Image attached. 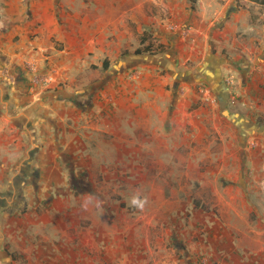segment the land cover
Wrapping results in <instances>:
<instances>
[{
    "label": "crops",
    "instance_id": "crops-1",
    "mask_svg": "<svg viewBox=\"0 0 264 264\" xmlns=\"http://www.w3.org/2000/svg\"><path fill=\"white\" fill-rule=\"evenodd\" d=\"M74 1L0 0V49L17 35L24 43L32 39L34 46L28 53L31 60L22 53L12 57L0 51V165L5 172H19L22 163L39 171L36 184L24 187L27 211L0 213V264H134L143 249L135 240L142 229L135 228L128 207L121 203L135 201L144 211L147 205V217L151 204L181 205V196L176 195L181 191L175 188L171 198L176 200L166 198L165 188L172 186L165 173L182 166L177 158L183 156V149L194 158L199 152L192 145L198 140L199 122L183 109L191 104L182 100L190 90L187 87L211 86L221 113L237 131L240 151L246 138L258 135L256 130L263 127L231 109L222 59L209 66L208 58L195 70L181 71L178 59L163 53L151 56L149 62L137 61L136 55L134 61L121 60L93 90L74 89L76 84L71 83L34 94V86L48 85L51 79L32 72L29 61L37 58L40 66L47 65L44 69L61 67L65 80H75V57L96 41L91 26L100 30L102 25L83 15L85 3L76 7ZM74 17L73 27L70 18ZM53 37L77 43L73 55L65 50L61 65L55 53L45 55L48 48L35 47L52 42ZM170 78L174 91L167 88ZM184 121L189 127L183 126ZM223 169L224 165L217 166L212 172ZM192 170L189 165L185 171L189 178ZM240 180L238 189L245 193ZM230 183L236 186L235 179ZM236 232L230 224L223 225L219 249L223 262L237 259Z\"/></svg>",
    "mask_w": 264,
    "mask_h": 264
},
{
    "label": "rangeland",
    "instance_id": "rangeland-1",
    "mask_svg": "<svg viewBox=\"0 0 264 264\" xmlns=\"http://www.w3.org/2000/svg\"><path fill=\"white\" fill-rule=\"evenodd\" d=\"M74 3L76 7L85 3L83 15L102 25L101 31L91 26L96 31V41L87 43V50L75 57L78 67L75 80H65L61 67L44 69L47 65L40 66L37 58L29 61L27 65L32 72L49 75L51 79L48 85L45 82L34 86V94L39 96L71 83L76 84L74 89L93 90L110 69L119 67L121 60L136 55L163 53L169 59H178L177 70L181 71L195 70L208 58L209 66L222 59L231 109L263 126L256 130L258 135L246 138L245 148L240 151L237 131L221 113L211 86L187 87L190 90L182 100H190L191 104L183 109L199 122L198 140L192 144L199 152L194 158L185 155L183 149V156L177 158L182 160V166L163 177L172 186L165 188L166 198L176 200L171 198L175 188L181 191L176 194L181 196V205L151 204L147 217V205L144 211L140 204L121 203V207H128L135 228L142 229L135 240L143 249L135 255L134 264H264V135L259 136L260 131L264 134V3L255 0H75ZM70 19L73 21L70 24L76 26V18ZM31 40L24 43L17 35L10 43H3L0 51L12 57L22 53L31 60L33 57L28 55L34 47ZM40 46L49 49L45 55L55 53L60 65L67 56L65 50L70 51V56L77 50V43L67 44L57 37L35 47ZM145 47H150L152 53H136L138 48L145 51ZM106 58L110 60L107 71L102 68ZM170 66L173 67L172 63ZM162 74L167 76L164 71ZM169 81L167 88L174 91L173 80ZM32 86L31 83L29 87ZM186 124L184 121L183 126ZM223 152L227 153L225 158L221 156ZM213 153L216 155L210 156ZM189 165L193 169L192 178L185 172ZM221 165L222 171L212 172ZM19 172H5L0 165V189L12 187L8 188V206L0 208V213L27 211V203L23 204L25 191L19 190L15 182ZM241 178L245 193L238 189ZM231 179H235V187ZM179 183L183 189L177 187ZM228 224L236 228L234 238L239 245L235 252L237 259L228 257L223 262L224 255L219 250L223 243L221 230Z\"/></svg>",
    "mask_w": 264,
    "mask_h": 264
},
{
    "label": "flooded vegetation",
    "instance_id": "flooded-vegetation-1",
    "mask_svg": "<svg viewBox=\"0 0 264 264\" xmlns=\"http://www.w3.org/2000/svg\"><path fill=\"white\" fill-rule=\"evenodd\" d=\"M38 176H39V171L36 168L32 167L31 164L24 163L20 170L19 175L15 179V182L19 190L23 189L24 191L25 190L24 187L26 184H29V183L36 184ZM74 180H75L74 181L75 186L77 188H80L81 185L79 183V180L77 179H74ZM8 188L11 190L12 187L8 185ZM8 188L6 190L0 189V208H6L8 206V201H6V200H9L8 198L9 189ZM14 205L16 206V204Z\"/></svg>",
    "mask_w": 264,
    "mask_h": 264
},
{
    "label": "trees",
    "instance_id": "trees-1",
    "mask_svg": "<svg viewBox=\"0 0 264 264\" xmlns=\"http://www.w3.org/2000/svg\"><path fill=\"white\" fill-rule=\"evenodd\" d=\"M255 1H260V2H263L264 3V0H255ZM143 52L152 53V50L150 49V47H145V51H144V49H140V48H138L136 50V53L137 54H140V53H143ZM102 68L105 71H107V70L110 69V60L108 58L104 59V61L102 63ZM194 203H195V205H198L199 204L198 199L195 198L194 199Z\"/></svg>",
    "mask_w": 264,
    "mask_h": 264
},
{
    "label": "water",
    "instance_id": "water-1",
    "mask_svg": "<svg viewBox=\"0 0 264 264\" xmlns=\"http://www.w3.org/2000/svg\"><path fill=\"white\" fill-rule=\"evenodd\" d=\"M134 57H127L126 59L134 61L135 60ZM135 58H137V61L144 59V61L149 62L151 60V55H137Z\"/></svg>",
    "mask_w": 264,
    "mask_h": 264
},
{
    "label": "clouds",
    "instance_id": "clouds-1",
    "mask_svg": "<svg viewBox=\"0 0 264 264\" xmlns=\"http://www.w3.org/2000/svg\"><path fill=\"white\" fill-rule=\"evenodd\" d=\"M134 203H135V201H134Z\"/></svg>",
    "mask_w": 264,
    "mask_h": 264
}]
</instances>
